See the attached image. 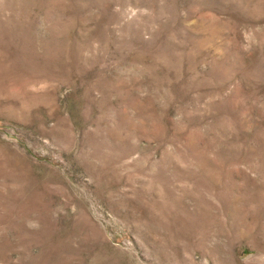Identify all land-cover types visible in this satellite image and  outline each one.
Here are the masks:
<instances>
[{"label": "rangeland", "instance_id": "1", "mask_svg": "<svg viewBox=\"0 0 264 264\" xmlns=\"http://www.w3.org/2000/svg\"><path fill=\"white\" fill-rule=\"evenodd\" d=\"M0 264H264V0H0Z\"/></svg>", "mask_w": 264, "mask_h": 264}]
</instances>
